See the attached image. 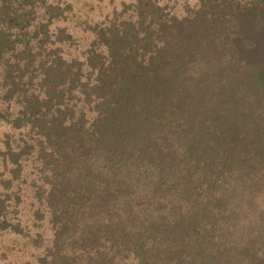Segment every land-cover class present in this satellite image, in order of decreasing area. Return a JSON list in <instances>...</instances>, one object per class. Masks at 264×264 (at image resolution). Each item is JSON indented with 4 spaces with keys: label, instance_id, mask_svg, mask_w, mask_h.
<instances>
[{
    "label": "trees",
    "instance_id": "obj_1",
    "mask_svg": "<svg viewBox=\"0 0 264 264\" xmlns=\"http://www.w3.org/2000/svg\"><path fill=\"white\" fill-rule=\"evenodd\" d=\"M77 14L0 0V264H264V0Z\"/></svg>",
    "mask_w": 264,
    "mask_h": 264
},
{
    "label": "rangeland",
    "instance_id": "obj_2",
    "mask_svg": "<svg viewBox=\"0 0 264 264\" xmlns=\"http://www.w3.org/2000/svg\"><path fill=\"white\" fill-rule=\"evenodd\" d=\"M73 3L76 11L78 12V18L75 17L74 22L92 23L95 24L98 21L105 20L107 16L112 17L114 11L120 12L124 8L125 3H131L134 0H64ZM198 0H190L195 4ZM75 31H74V30ZM72 28L73 32L79 31L81 35L83 27ZM84 36V35H81Z\"/></svg>",
    "mask_w": 264,
    "mask_h": 264
}]
</instances>
